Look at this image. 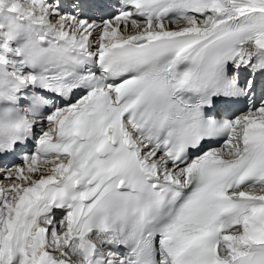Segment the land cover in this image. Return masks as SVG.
I'll return each instance as SVG.
<instances>
[{
	"label": "snow or ice",
	"instance_id": "obj_1",
	"mask_svg": "<svg viewBox=\"0 0 264 264\" xmlns=\"http://www.w3.org/2000/svg\"><path fill=\"white\" fill-rule=\"evenodd\" d=\"M0 264H264V0H0Z\"/></svg>",
	"mask_w": 264,
	"mask_h": 264
}]
</instances>
